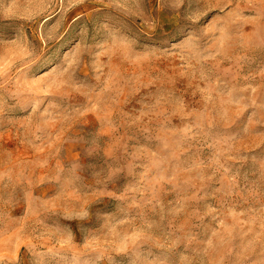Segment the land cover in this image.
Listing matches in <instances>:
<instances>
[{
	"label": "rangeland",
	"instance_id": "obj_1",
	"mask_svg": "<svg viewBox=\"0 0 264 264\" xmlns=\"http://www.w3.org/2000/svg\"><path fill=\"white\" fill-rule=\"evenodd\" d=\"M0 264H264V0H0Z\"/></svg>",
	"mask_w": 264,
	"mask_h": 264
}]
</instances>
